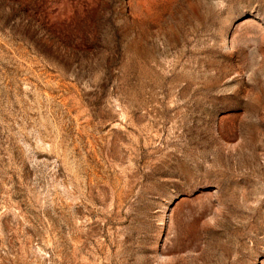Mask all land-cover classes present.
Masks as SVG:
<instances>
[{"label": "rangeland", "instance_id": "rangeland-1", "mask_svg": "<svg viewBox=\"0 0 264 264\" xmlns=\"http://www.w3.org/2000/svg\"><path fill=\"white\" fill-rule=\"evenodd\" d=\"M0 264H264V0H0Z\"/></svg>", "mask_w": 264, "mask_h": 264}]
</instances>
